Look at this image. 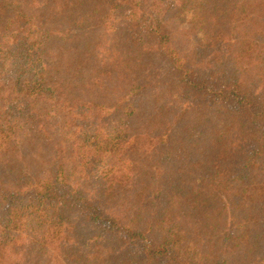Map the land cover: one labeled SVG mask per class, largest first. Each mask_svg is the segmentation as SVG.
Instances as JSON below:
<instances>
[{
	"label": "trees",
	"instance_id": "1",
	"mask_svg": "<svg viewBox=\"0 0 264 264\" xmlns=\"http://www.w3.org/2000/svg\"><path fill=\"white\" fill-rule=\"evenodd\" d=\"M0 264H264V0H0Z\"/></svg>",
	"mask_w": 264,
	"mask_h": 264
},
{
	"label": "rangeland",
	"instance_id": "2",
	"mask_svg": "<svg viewBox=\"0 0 264 264\" xmlns=\"http://www.w3.org/2000/svg\"><path fill=\"white\" fill-rule=\"evenodd\" d=\"M71 178H73V179H74V177H73V176H71ZM24 242H25V241H24ZM26 242H27V240H26ZM23 246H26V243H24V244H23Z\"/></svg>",
	"mask_w": 264,
	"mask_h": 264
}]
</instances>
